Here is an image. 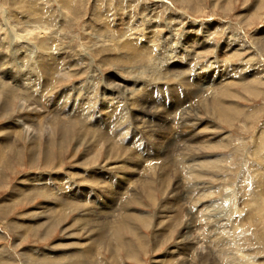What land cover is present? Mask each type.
I'll return each mask as SVG.
<instances>
[{"label":"rangeland","instance_id":"obj_1","mask_svg":"<svg viewBox=\"0 0 264 264\" xmlns=\"http://www.w3.org/2000/svg\"><path fill=\"white\" fill-rule=\"evenodd\" d=\"M259 2L262 3L261 6ZM215 29L216 31H214ZM12 31L18 36L17 42L10 40L13 35ZM191 31H214V33L210 36V41L207 40L206 35L187 45L189 39L186 37L192 33ZM262 33H264V0H0V53H2L0 64L3 66L5 63L4 69L0 70V81L4 82L7 78V76L4 77V71H6L8 78L17 80L19 85L23 84L19 73L14 72L11 68L13 60H16L17 63L25 61L29 65L27 68L22 64L25 66L22 68L25 71L31 69L32 77L28 75L31 79L44 80L46 73L42 67L43 61L36 64L37 60L41 59L40 56L36 57V60L32 59L33 56H36V48H42L57 58L64 54L66 57L69 56L67 66L69 76H71L60 79L57 85H54L55 96L58 95L56 93H61L67 88L81 93L80 90L90 87L91 95L92 93L93 95L90 96L89 104L94 103L88 104V106L92 109L96 106V111L103 112V100L100 101L99 97L111 95L112 91L116 90V94L133 97L135 109H132L131 112L133 120H135L145 115L141 110L144 109L143 93L147 91L145 89H150L154 91L153 96L160 97V101H170L174 104L181 97V105L185 104L187 107L190 103L191 106L185 109V113L191 114L192 111L195 117L203 122L202 125L211 124L213 126L209 125V133L212 131L217 139L219 137L223 139L222 144L216 145L207 152V157H211L215 161V166L214 171L208 170L212 178L209 176L203 178L207 189L209 188L206 189L207 191L205 190V193L208 194L210 190V193L212 192L209 193L210 197L206 198L208 207L204 214H200V207L196 212L197 202L195 203V201L198 196H192L193 188L190 186V182L188 187H184L185 189L179 190V193L174 192V194L168 191V188L162 189L161 187L160 181L163 176L160 172L163 171L162 173L166 175L165 179L167 180L163 182L164 186L169 187L170 185L172 191V180H175L177 176L179 179V176L181 177L185 171L180 166L181 164H178L183 159H187L185 153L180 154L182 150L178 149L180 148L181 132L170 128L165 137L161 135L162 138L160 137L158 142L157 138L148 142L150 145L148 149L151 153L149 155L153 156L154 154L155 156L156 153L162 155L163 150L170 151L168 158L161 157L153 162V165L161 169H157L154 174L153 171L149 172L150 197L148 194L141 193L135 203L131 202L128 205H125L128 199L124 201L121 198L120 203L118 201L113 210H109L111 213L112 211L117 212L112 215L95 210L96 216L105 217V220L99 219V222L105 221V224L111 223V225L114 222L113 216L123 213H120V209L122 210L121 207L124 205L123 208L126 206L128 208L127 212L134 216L136 214L135 218L138 220L132 221L133 225L128 222L130 225L128 224L129 226L122 232V237H125L122 238L124 243L120 244L122 249L118 246L116 252L118 254L114 256L109 248L96 250L99 253L95 251L98 245L92 248L89 241L94 240L93 237L98 234L93 236L94 233H92L90 236L93 237L85 241L88 239L85 228L80 226L81 222L79 224V221L76 223L75 220L79 217L82 219L81 214L87 212L86 206V208L79 207L78 209L81 210H77L75 213L68 212L66 218L58 225H52L54 220H52V216L55 211H51L52 207L50 206L53 205L50 204L51 200L47 198V195L60 203H72L74 198L85 200L86 195L85 197L83 195L86 191L89 192L87 198H92V192L98 191V193L96 192L98 196L94 198L100 202H106L108 196L105 192L106 189L103 188L106 183L117 187L119 182L125 185L128 177H131L130 183L135 187V180L137 181L138 176H133V174H137V171L130 164L134 161L143 163L139 169L144 171L147 167V164L143 162L144 156L140 159L138 154L133 151V156L128 155L123 163L122 160L112 158L114 156L110 155L109 144H107L101 149L103 152L100 153L98 163L84 166L87 155L85 153L88 150L86 148L89 143H87L88 145H79L76 142V132H70L66 138H61L60 130L56 131L55 128H53L54 133L50 137L49 143H45L46 140L42 139V144H38L37 152L32 156L30 142L22 135L23 133H16L12 130L13 139L9 144L4 142L7 144V148L4 149V161L0 160V264H26L24 255H29V252L36 255L40 251L43 255L45 250L73 251L78 242L77 249L81 246L79 244L85 243L86 247L83 246L85 248L83 252H87L88 249L92 250V255L89 252L85 253L91 258L85 257V259L91 262L93 258L92 262L97 261L98 264L102 262L103 264H185L183 259L177 262L172 259L173 257L178 259L181 253L182 246L178 243L181 240L180 236L184 237V240L198 237L201 243L204 242V246H208V243L217 237L203 259L194 261L190 259L188 263L264 264V43L258 39ZM192 38L194 39V37ZM230 40L234 42V54L228 52L225 47V44ZM145 42L152 49L145 53L142 52V56H140V45ZM25 43L33 44V47H30L31 51L29 48H24L27 46ZM219 46H221L220 50L217 48ZM241 46L243 49L236 51ZM14 47L18 48L15 58ZM179 47L183 48L182 52L176 54L174 51ZM188 51H199V54L193 59L192 55L195 54ZM22 57L24 61L19 60ZM28 59L29 61H27ZM192 62L195 63V66ZM225 68L231 69L234 81L250 77L257 72L256 74L261 76L262 84L260 83L256 91H249L245 85L238 83L232 87H224L223 90H220L222 93H219V99L214 101V107H211V104L208 105L204 102L205 96L208 97L207 94L211 90L206 91L204 86L212 83L213 78L221 75ZM197 72L198 75L200 74V78H203L202 83L197 81ZM252 81L253 79H249L245 83ZM28 83L25 85H28V90L31 92L29 85L33 83ZM47 84L50 88L51 84ZM2 89L3 95L11 94L6 88ZM22 90L23 88L20 90L18 88L13 95L16 97L21 93L22 96L21 94L19 96L26 98L27 94ZM31 93L37 98L42 96L40 89ZM189 99L190 102H188ZM96 100L98 101L95 102ZM13 101L14 108H16L19 101L18 99ZM79 101V96H75L68 103V110L72 109L71 106ZM82 107L84 108V106ZM4 114L6 113L0 109V130L9 120ZM26 120V126H28V119ZM130 120L132 121L131 117ZM155 127L159 126L156 124ZM137 136L135 137L137 138ZM3 137L0 135V139ZM129 138L130 136L127 139ZM4 143H0V146L5 145ZM48 150L53 152L50 162L46 159V154L49 155ZM174 165L176 166L174 167ZM110 177L114 179L118 177V179L110 182ZM32 178L39 180L34 188L42 190H44L45 180H47L49 184L47 195L34 191L37 193H32L23 201L16 202L14 199L18 187L24 182H26L24 184L26 186L28 180ZM93 180L97 181L96 184L91 183ZM194 183L195 181H192L191 185H195ZM54 191L58 195L51 194ZM120 197L117 196L118 199ZM232 197L237 199L236 207L238 209L235 210L233 218L230 220L231 223H229ZM175 207L177 211L171 212ZM168 211H170L169 215L174 217L169 228L167 224L170 221L165 218ZM177 213L184 217L183 222H179L180 217H177ZM139 214L147 217L145 220L143 218L140 220L141 216L137 217ZM202 217H206L205 221ZM106 219H110V222H107ZM36 222L51 225L40 228H37V225L31 228L30 226L35 225ZM215 224L217 226L213 227ZM111 225L109 224V226ZM159 227L162 228L159 229ZM134 228L142 235V243L135 237ZM96 230L105 232L107 238L114 240L111 229L100 224ZM218 230L219 234L213 236L214 232ZM208 232L214 234L212 233L211 236ZM69 233H72L73 237L67 239ZM78 234L79 237H77ZM126 242L131 243L133 248H137L134 256H130L126 251L124 246ZM88 244L90 246H87ZM125 251L128 255H124L127 254ZM55 264H63V262Z\"/></svg>","mask_w":264,"mask_h":264},{"label":"bare ground","instance_id":"obj_2","mask_svg":"<svg viewBox=\"0 0 264 264\" xmlns=\"http://www.w3.org/2000/svg\"><path fill=\"white\" fill-rule=\"evenodd\" d=\"M258 1H260V0H258ZM260 4H262V3L259 2V5ZM258 12H259V10H258ZM214 31H216V29ZM214 31H212V32L211 31L210 32H207V31H191L192 33L190 35H188V37H186L187 39H189L188 44L187 43L186 44L189 45L195 39H197L199 37H205L206 35L208 37L207 40L210 41V36L213 35ZM12 33H13V35H11V39L10 40L13 41V42L14 41L17 42L18 36L14 34V31H12ZM188 33H189V31H188ZM192 37H194V39ZM258 39H259V41L261 43L262 42L264 43V33H262V36L260 38H258ZM25 44L27 45V46L25 45L26 46V47H24L25 49L29 48V50H30V47H33V44H31V43H25ZM140 46H141L140 47L141 49L140 50L138 49L139 52H140L139 53L140 56H142L141 55L142 52L145 53L147 51H150V49H152V47L149 46L147 42H145L143 45H140ZM183 46H185V45L183 44ZM225 47L227 48L228 52H231L232 54L235 53L234 52L235 51L234 42L232 40H230L228 43H226ZM217 48L220 50L221 46H219ZM17 49L18 48H16V47L13 48V51L14 50L16 51V52L13 53L14 58H15V56H17V51H18ZM182 49H183L182 47H179L174 52H176V54L180 53V52H182ZM242 49L243 48L241 46L236 51H239V50H242ZM188 52H190V51H188ZM33 53L35 54V52H33ZM190 53L191 54H195L194 56L192 55L193 59H195L196 55L199 54V51L190 52ZM8 54H9V52H8ZM1 55H2V53H0V60H1ZM35 55L36 56L35 57L33 56V58H32L33 60H36V57L38 58V56H40V58H41L40 60L39 59L37 60L36 64H39L40 61H43V63L41 62L42 63V67H43V69H44V71L46 73V78H44V80L41 81V79L34 78L36 76L33 77L34 79H31L30 77H28V75L30 76L33 72L31 71V69L30 70L26 69V71L23 70V68H22L23 65L22 64L26 65L27 68H29V65L26 64V62L24 61V58L22 57L19 60L20 61H24V62L17 63L16 60H13V62H11V68H12V70L14 72L19 73V76H21V79H22L21 82H23L24 85L20 84V85H23V86H20L18 84L17 80H14L13 78H10V77L8 78V74H7L6 71H4V77L7 76V78H5L4 82L0 81V106H1L0 109L2 111H4V113H6V114H4V116L9 118L8 122L5 124L3 129L0 130V135L4 136L2 139H0L1 140L0 143L6 142L7 144H9L10 141H12V139H13V137L11 136L12 133H13L12 130H14V132H16V133H23L22 135L25 136V138L30 142V144L32 146V147H30V149L32 151V156H34L35 153L37 152L36 149L38 147V144L39 145L42 144V139L46 140L45 143H49V139L54 133V129L53 128H55L56 131L60 130V135L59 136L61 138H66L67 134L70 133V132H76V134H77L76 142H78L79 145H83V144L88 145L87 143H89L88 148H86L88 150L86 151L87 153H85L87 155L85 156V162L86 163H84V166H87L88 164L98 163L99 157L101 156L100 153L103 152V151L101 152L102 147L104 145L109 144L108 145L109 146L108 151H109L110 155L114 156V157H112L113 159L114 158L115 159H119V160H122L121 162H123L124 159L126 160L128 158L127 157L128 155L133 156V151H134L135 154H138L137 156H139L140 159L142 158V156H144L145 160L143 162H144V164H147V167H146V169L144 171H142V170L139 169V167H141V164H143V163L140 164V163H136L135 161L133 163L131 162L132 164L129 163L130 165L133 166L134 170L137 171V174H133V176H138L137 181L135 180V184H136L135 187L130 183V180L132 179L131 177H128V181L125 183V185H122L119 182L117 187L115 185H113V184H107L106 183L107 186L104 185V187H103V188L106 189L105 192H106V194L108 196L107 197L108 201H106V202H104V201L100 202L98 199L94 198L95 196H98V194H97L98 191H93L92 192L93 193L92 198H87L89 192L86 191L85 194L83 195V197H85V195H86V199L85 200L84 199H80V198L79 199H75L74 198L72 200V203L71 202L60 203V201H57L56 199H54V198L50 197L49 195H47V189L49 188V184H48L47 180H45L44 190L39 189V188H34V185L39 181L37 178H32V179L28 180L26 186H24V184L26 183V182H24V184H21V186L18 187V189L16 191L17 192L16 193V198L14 199V200H16V202H18V200L23 201L25 198H27L32 193H37V192H34V191H38L40 194L47 195L48 196L47 198H49L51 200L50 204L53 205V206H50V207H52L51 211H55V213L52 216V220L54 219L52 225H58L62 220H64L66 218V214H68V212H70V213L74 212L75 213V211L81 210V209H78L79 207H83V208L87 207V212L85 211L86 212L85 214H81V216H83L82 219L79 217L80 219L77 218L75 220V222L79 221V224L81 222L82 225L80 224V226L85 228L84 230H85V232H86V234L88 236V237L86 236L88 239H85V241H88L91 237H93V236L98 234L96 237H93L94 240L89 241L90 244H92V248L94 246H97V245L98 246L96 247L95 251L96 250L100 251V249H102V248H109V250L115 256L116 254H118V253H116L117 249H118V246H119V248L121 247V249H122V246H120V244L123 242L122 238H125V237H122V234H123L122 232L125 231L126 228L130 225L129 223H131L132 221H137L138 220V219L135 218L136 214L134 216V214L127 212V210H128L127 206H126V208H123V207L125 205H128V203H131V202L135 203L137 201V197L141 193L148 194V196L150 197V192H151L150 185H151V182H150L149 172L153 171V174H154V172H156L157 169L158 170L161 169V168H158V166L153 165L154 164L153 162H155L156 160H159V158H161V157L168 158V156L170 155V151L169 150H166V151L163 150L162 151V153H163L162 155L161 154L158 155L157 153L155 154V156H154V154H153V156L149 155L151 153H150V151L148 149V147H150L148 142L153 141L156 138H157L156 141L158 142V140L160 139L161 135H162V137H165L167 131L170 128H174V129H177V130H179L181 132V140L179 142L180 148H178V149L182 150L180 152V154H184L185 153V155L187 156L186 157L187 159L186 160L183 159L178 164H181L180 166L182 168H184L183 170H185V171H183V175H181V177L179 176V179H178V176H177V177H175V180H172V185H171V187H173L172 191L170 190V185H169V187H166L167 185L164 186L163 182L165 180H167V179H165L166 175L164 173H162L163 171L160 172V174H162L164 179L161 178V181L160 180H158V181H160V183H162L161 184L162 189L164 187H165L164 189L168 188V191L173 192V194H174V192H176V193L178 192L179 193V190L185 189L184 187H188L189 186L188 183L190 182L189 184L193 188V193L191 191V193L193 194L192 196H198V199H196V201H195V203L197 202V205H196L197 206V210H196V212L198 211V209L200 207V214H204V211L208 207V206H206V201H207L206 198L210 197L209 193H210L211 190L208 191L209 193L207 192L208 194L205 193V190L207 189V187H206L205 183L203 182V178L205 176L206 177L209 176V177L212 178L211 173L208 170L214 171L213 169H214V166H215V161L212 160L211 157H207V152L209 150L213 149V147H216V145L218 146V144H222L223 143V141H222L223 139L220 138V137H219V139H217V137L214 134H212V131H211V133H209L208 132V131H210L209 130V125H211V124L202 125L203 122L202 121L200 122V120L197 117H195V114H193L192 111H191V114L185 113L186 112L185 109L191 106L190 103H188L189 106H187V107L185 106V104L181 105V102H182V98L181 97H180L179 100L177 99V101L179 103L178 102L174 103L175 105L172 104V102L170 103V101L169 102H163V101H160L161 100L160 97H157V96L155 97V96L152 95L153 92H154L153 90L145 89V91L146 90L147 91L146 92L143 91L144 92L143 93V96H144V99H143L144 106L143 107H144V109L143 108L141 109L144 112L145 115L143 117H141V118L133 120V114L131 112L132 109H135V107L133 106V104H134L133 97L116 94L117 91L114 90V91H112L111 95H107L105 97H101V96L99 97L100 101L103 100V104L104 105H102V104L101 105H102L104 110H103V112L96 111V109H97L96 106H95V108L93 107V109H92V107L90 108V106H88V104L90 103V96L93 95V93L91 95L90 87H86L85 89L80 90L81 93H79V92L77 93V92H75V90H70L69 88H67V89H64L63 91H61V93H59V92L56 93V94H58L57 96L54 95V89H55L54 85H57V83L60 81V79H62L64 77L69 78L71 76V75L69 76V71H68V66H67L68 57L69 56L66 57V56H64L65 55L64 54L63 56L60 55L59 58H57V57L52 56V54L46 52L42 48L41 49L36 48V54ZM133 58L135 59V57H133ZM27 61H29V59ZM194 64L195 63H193V65ZM4 65H5V63H4ZM4 65L2 66L0 64V70H1V68L4 69ZM31 65H32V63H31ZM23 67H25V66H23ZM36 67H37V65H36ZM256 73H253L250 77L241 79L239 81H234L233 80L234 79V75H233L231 69L228 70V69L225 68L222 71L221 75L216 76V78H213L212 83H209L207 86H204L206 91H210L211 90L210 93L207 94L208 97H206L204 95L205 96V99H204L205 101L204 102L208 103V105L211 104V107H214V101L216 99H219V97H220L219 93H222V91L220 92V90H223L224 87L226 88V87H230V86L232 87L234 85L242 84V85H245L249 89V91L258 90V88L260 86V83L262 84V82H261L262 79L260 78L261 77L260 74H256ZM196 74H197L196 75L197 76V81L201 82L203 80V78H200V74L198 75V72ZM31 77H32V75H31ZM249 79H253V81L251 83H245V81H247ZM193 80H195V79H193ZM258 81H260V82H258ZM27 82H29L30 84L33 83V84L29 85L30 86L29 89L31 90V92L35 91L37 89H40L42 96L41 97L39 96V98H37L35 95H33V93L29 92L28 85H25V84H27ZM47 83L51 84L50 88L48 87ZM236 83H238V84H236ZM2 88H6L9 91V93H11V94L3 95L2 93H4V92H3ZM18 88H19V90H20V88H23V90L27 94L26 98L25 97L22 98L21 97L22 96L21 93H20L21 96H19L20 94L18 96H16V97L13 95L15 93V90H17ZM142 90H143V88H142ZM24 91H23V93H24ZM34 94H36V92H34ZM225 94H226V92H225ZM75 96H79L80 101H79V103H76V104L72 103L74 106H71V107H73V108L68 110V107H67L68 103L71 100H73V98ZM15 99H18V101H19V105H17V106L15 105L16 108H14V105H13V103H14L13 100H15ZM172 100H174V99H172ZM97 101L98 100H96L95 102H97ZM130 101L132 102V104H131ZM188 102H190V99H189ZM92 104H89V105H92ZM82 106H84V108ZM180 108H182V109H180ZM130 117H131L132 121L130 120ZM26 119H28V126H26V122H25ZM202 120H203V118H202ZM205 122H207V121H205ZM156 124L159 127H155ZM137 132H138V136H137ZM146 135H148V136H146ZM129 136H130V138L127 139ZM135 136H137V138ZM143 140H144V142H143ZM7 144H5V145L2 144L0 146V160L4 159V149L7 148ZM154 149H155V146H154ZM104 150H105V148H104ZM48 151H49V155H48V153L46 154V159L48 160V162H50V157H52L53 152H51L50 150H48ZM158 153H161V152L158 151ZM145 155H147V156H145ZM182 158H184V157H182ZM116 161L120 162L118 160H116ZM116 161H114V163ZM89 162H91V163H89ZM115 164H117V163H115ZM162 165H164V164H162ZM175 166L176 165H174V167ZM95 167H97V166H95ZM105 170H107V169H105ZM109 170H111V169H109ZM184 172H186V173L188 172L189 174L188 173H187L188 175L186 173L184 174ZM115 179L117 180L118 177H115ZM115 179L111 178V177L109 178L110 182L114 181ZM192 181L193 182L195 181V183H194L195 185H191ZM96 182H97L96 180H93L91 183L96 184ZM209 182L211 183L212 181L210 180ZM58 186L60 187V184ZM132 186H133V188H132ZM51 191H53V190H51ZM51 194H57L58 195V193L56 191H54ZM152 194H153V192H152ZM176 195L174 196L175 198H176ZM117 196H121L120 199H118ZM121 198H123L124 201H126L128 199L126 201L127 204H125V205L123 204L124 206L121 207L122 210L120 209V213H122V212L123 213L122 214H118L119 216H115V215L113 216L114 217V222L112 223V225H111V223L105 224L106 223L105 221L99 222L98 221L99 219H102V220L104 219L105 220V217L102 218V217H99L98 215L96 216L95 215V213H96L95 210H101L102 213L106 212V213H110L112 215L116 211H114V212L112 211V213H111V211H109V210H113L115 203H117L118 201H119L118 203H120V200H122ZM50 200H48V202H50ZM12 201H13V199H12ZM237 202L238 201H237V199H235V197L230 202V210H231V212L230 211L229 212L231 214L229 213V221L232 220L235 210L238 209L236 207ZM118 205H120V204H118ZM203 208H205V209H203ZM115 210H117V209L115 208ZM261 210H262V208H261ZM175 211H177L176 207L171 210V212H175ZM82 213H83V211H82ZM167 213H168V215L165 218H168L169 221H170V223L167 224V226L169 228L172 225L174 217H171L169 215L170 211H168ZM205 213H206V211H205ZM97 214H98V212H97ZM263 214H264V212H263ZM177 215H178V213H177ZM217 215H218V213H217ZM140 216H141V218H139ZM109 217H111V216L109 215ZM137 217L140 220H142V218L145 220V217H147V216L145 215V217H144V215H140L139 214V216H137ZM162 217H164V216H162ZM177 217H180V219H179L180 221L179 222H183V218H184L183 216L178 215ZM204 218H206V217H202L203 220H204ZM175 219H176V217H175ZM106 220H107V222H110L109 221L110 219H106ZM75 222H73V223H75ZM175 222H177V221H175ZM259 222L261 223V221H259ZM76 223H78V222H76ZM210 223H213V222H210ZM229 223H231V221ZM79 224H77V225H79ZM100 224L103 225L104 227H106L107 229L108 228L111 229V231L113 232L115 241L112 240V239L107 238L105 236V234H106L105 232L103 233V231L101 232V231H97L96 230V228L99 227ZM109 224L111 226H109ZM50 225L51 224L43 225L40 222H36L35 225H31L30 227L32 228V227L37 226V228L38 227L40 228L42 226L49 227ZM72 225H74V224H72ZM188 225H189V223H188ZM230 225H232V224H230ZM139 226H141V225L139 224ZM139 226H138V228H139ZM164 226H165V224H164ZM164 226H162V227H164ZM210 226H211V224H210ZM216 226L217 225L215 224V226H213V227H216ZM142 227L145 228L144 226H142ZM161 228L159 227V229H161ZM80 229H81V227H80ZM154 230H155V228H154ZM47 231H49V230H47ZM133 231H134L135 237H137L139 240H141L142 239V235L139 233V231H137L136 228H134ZM163 231H166V230H163ZM158 232H160V230H158ZM219 232H220L219 230L214 232L215 235H213V236H216L217 234H219ZM92 233H94V235L90 236ZM186 233H188V232H186ZM212 233H209V234L211 235ZM99 234H101V235H99ZM126 235H128V234H126ZM201 235H207V234H201ZM74 236H76V235H74ZM71 237H73V234L69 233V234H67L66 238L69 239ZM77 237H79V234H78ZM180 237H181V240L178 243H180V245L182 246L181 253H180L178 259L175 258V257H173L172 259H174L175 262L181 261L183 259V261L185 260V264H191V263H188L190 261V259L192 261H194L196 259H200V258L203 259L205 257V253H207L209 251V249H211L212 242L216 241V239H217V237L214 238L213 240H211L208 243L209 245L207 244L208 246H204V242L201 243V240H199L198 237H195V235H194L195 238L190 236L191 238L189 240L185 239L188 242H186L184 240V237H182V236H180ZM202 237H205V236H202ZM137 238H136V240H137ZM196 238H198V239H196ZM196 240H197V243H195ZM136 243H138V242H136ZM140 243H142V240H141ZM77 244H76V249H73V251L72 250H70V251H63L62 250L61 252H57V251H48V250L46 251L45 250V251H43V253H45L43 255H41L42 253H40V251L36 255L34 253H32V252H29V255H27V254L24 255L26 257V260H25L26 262L25 263L26 264H39V263H41V264L42 263L43 264H55L57 262H63V264H98L97 261L96 262H94V261L92 262L93 258H92L91 262H90V260H86L85 259V257H88V258L90 257V255H86L85 253L89 252L92 255V250L88 249L87 252H85V253L83 252V249H85V248H83V246H85V243L79 244V246L81 245L79 249H77ZM125 244L126 245H124V246H125L126 251L129 253L130 256H134L133 254H134V252H135V250L137 248H133L131 243L126 242ZM61 245H63V244H61ZM87 246H90V245L88 244ZM137 246L139 247V245H137ZM198 246H200V247H198ZM214 246H215V244H214ZM140 249H138V250L140 251ZM26 253H28V252H26ZM97 253H99V252H97ZM128 253L124 254V255H128ZM57 254H61V255H57ZM183 256H185V257H183ZM98 259H100V258H98ZM112 259H114V258H112ZM99 264H103V262L99 263Z\"/></svg>","mask_w":264,"mask_h":264}]
</instances>
